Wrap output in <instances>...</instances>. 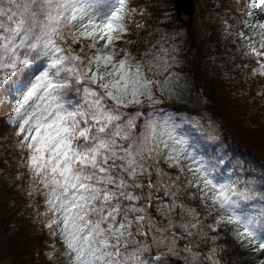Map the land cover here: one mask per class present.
Wrapping results in <instances>:
<instances>
[{"label":"snow or ice","instance_id":"1","mask_svg":"<svg viewBox=\"0 0 264 264\" xmlns=\"http://www.w3.org/2000/svg\"><path fill=\"white\" fill-rule=\"evenodd\" d=\"M131 5L0 0V106L15 101L5 119L26 153L27 194L43 198L37 215L62 241L64 264H221L222 227L264 253V180L246 175L242 159L197 150L176 114L128 111L160 104L177 64L169 31L139 56L122 46L146 26L134 19L146 9ZM259 16L264 0H232L220 23L264 77ZM199 242L215 246L194 251Z\"/></svg>","mask_w":264,"mask_h":264},{"label":"trees","instance_id":"2","mask_svg":"<svg viewBox=\"0 0 264 264\" xmlns=\"http://www.w3.org/2000/svg\"><path fill=\"white\" fill-rule=\"evenodd\" d=\"M231 4L232 0H194L197 20L183 37L171 0H132V5L146 8L149 20L143 23L145 28L132 31V44L122 46L139 56L164 31H169L174 35L168 43L176 41L177 64L173 68L175 75L164 91L156 92L160 104L149 106L146 102L143 108L128 111L147 114L153 109H163L176 114L177 122L186 121L182 129L197 150L226 154L230 163L242 159L245 174L260 182L264 180V97L258 93L264 89V77L257 74L249 81L243 77L244 70L255 65V58L245 56L241 42L226 34L220 23V17ZM165 12L169 14L168 22L161 27ZM188 45L195 46L193 56H189ZM197 90L203 93L202 99ZM14 104L13 100L8 106H0V252L6 253V264H64L45 252L54 237L60 238L51 235L44 227V217L37 215V211H45L43 198L27 194L30 177L22 166L26 153L16 150L14 129L5 119ZM142 122L143 118L138 124ZM185 203L204 213L198 200L185 198ZM152 214L157 215L155 211ZM36 217L43 218L39 225ZM220 236L215 245L223 249L219 253L221 264H258L264 258V253L257 255L240 246L230 229L222 227ZM215 245L199 242L194 251L205 253ZM37 251L38 257L34 255Z\"/></svg>","mask_w":264,"mask_h":264},{"label":"rangeland","instance_id":"3","mask_svg":"<svg viewBox=\"0 0 264 264\" xmlns=\"http://www.w3.org/2000/svg\"><path fill=\"white\" fill-rule=\"evenodd\" d=\"M194 1V0H193ZM133 7H138V8H144L146 9L143 5H131ZM195 7V11H194V18H193V21H192V26L189 27V28H183L182 25H180L178 22V24L181 26V29H180V35L181 36H186L187 35V31L190 30L192 27H194V24H195V21L197 20V7ZM174 13V11H173ZM258 18L260 19H264V16H259ZM134 19H136L137 21H139L140 23H145L149 20V13L148 11L146 10L145 12V15L143 18H141L139 15H137ZM135 29V27L133 26L131 32H130V35L126 38V39H129L131 40V33L132 31ZM174 43H176V41H174ZM189 46H194V45H188L187 47ZM195 47V46H194ZM190 56V55H189ZM193 56V55H191ZM255 67H258L257 63H256V60H255V65L249 69H245L244 72H243V77L246 81H249L251 78L255 77L252 75V69L255 68ZM174 72V71H173ZM162 79V78H161ZM197 96L202 99L203 97V93L201 92V90H197L196 92ZM160 99V98H159ZM43 218L41 217H36V221H37V224L36 225H39L41 223ZM64 251V245L62 243V241L60 239H58L57 237H54L49 243L48 245L46 246L45 248V252L46 254L48 255L49 253L51 254V257L52 259L54 260H58V262L62 263L64 262V257L61 255V253ZM6 253H3V252H0V264H6V259L4 256ZM37 255H40L39 251H37L34 255L36 256ZM49 256V255H48ZM38 257V256H36Z\"/></svg>","mask_w":264,"mask_h":264},{"label":"water","instance_id":"4","mask_svg":"<svg viewBox=\"0 0 264 264\" xmlns=\"http://www.w3.org/2000/svg\"><path fill=\"white\" fill-rule=\"evenodd\" d=\"M176 21L184 28L192 26L194 3L193 0H171ZM190 56L195 53V47L188 48Z\"/></svg>","mask_w":264,"mask_h":264}]
</instances>
